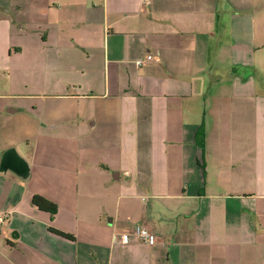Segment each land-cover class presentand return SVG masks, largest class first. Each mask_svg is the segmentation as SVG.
<instances>
[{
  "label": "crops",
  "instance_id": "obj_1",
  "mask_svg": "<svg viewBox=\"0 0 264 264\" xmlns=\"http://www.w3.org/2000/svg\"><path fill=\"white\" fill-rule=\"evenodd\" d=\"M0 212V264H264V0H0Z\"/></svg>",
  "mask_w": 264,
  "mask_h": 264
},
{
  "label": "built area",
  "instance_id": "obj_2",
  "mask_svg": "<svg viewBox=\"0 0 264 264\" xmlns=\"http://www.w3.org/2000/svg\"><path fill=\"white\" fill-rule=\"evenodd\" d=\"M152 60V56L149 55L146 57V61ZM142 61H139L138 64H142ZM7 218V214L0 212V227L3 225ZM125 241L133 242H143L148 246L152 247L156 244V237L150 232V230L144 226L137 225L129 233L124 235Z\"/></svg>",
  "mask_w": 264,
  "mask_h": 264
},
{
  "label": "trees",
  "instance_id": "obj_3",
  "mask_svg": "<svg viewBox=\"0 0 264 264\" xmlns=\"http://www.w3.org/2000/svg\"><path fill=\"white\" fill-rule=\"evenodd\" d=\"M203 128L200 127L197 132H196V142L199 146L203 145ZM31 203L33 206L37 207L39 210L44 211L49 213L51 216H54L57 212V206L55 203L49 201L48 199L39 196V195H34L31 199ZM54 233H56L57 235L69 238V239H73L72 236L68 235V234H64L60 231L57 230H51Z\"/></svg>",
  "mask_w": 264,
  "mask_h": 264
},
{
  "label": "water",
  "instance_id": "obj_4",
  "mask_svg": "<svg viewBox=\"0 0 264 264\" xmlns=\"http://www.w3.org/2000/svg\"><path fill=\"white\" fill-rule=\"evenodd\" d=\"M15 153L17 154V152L15 151V149H9V150H7L4 153L3 157H2V166L5 165V164H7V163H13V162L16 163V164H18L19 163V160L14 161L15 160ZM16 159H17V157H16ZM18 165H20V164H18ZM15 167H17V166H15Z\"/></svg>",
  "mask_w": 264,
  "mask_h": 264
},
{
  "label": "rangeland",
  "instance_id": "obj_5",
  "mask_svg": "<svg viewBox=\"0 0 264 264\" xmlns=\"http://www.w3.org/2000/svg\"><path fill=\"white\" fill-rule=\"evenodd\" d=\"M22 74V75H21ZM21 74H19V73H16V74H11V76H10V78L12 79V78H15V79H19V77H21V78H25V74H24V72H21ZM21 75V76H20ZM63 106H65L67 109H69L70 108V106H69V104H63ZM58 117H59V115H57ZM62 116V115H61ZM63 118V117H62Z\"/></svg>",
  "mask_w": 264,
  "mask_h": 264
}]
</instances>
